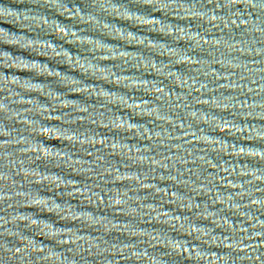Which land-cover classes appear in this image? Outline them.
<instances>
[{"label": "water", "instance_id": "obj_1", "mask_svg": "<svg viewBox=\"0 0 264 264\" xmlns=\"http://www.w3.org/2000/svg\"><path fill=\"white\" fill-rule=\"evenodd\" d=\"M0 264H264V0H0Z\"/></svg>", "mask_w": 264, "mask_h": 264}]
</instances>
